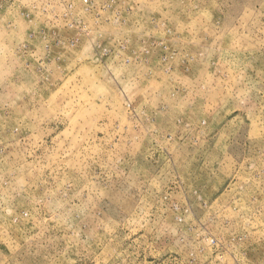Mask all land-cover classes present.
<instances>
[{"label":"rangeland","instance_id":"374dc122","mask_svg":"<svg viewBox=\"0 0 264 264\" xmlns=\"http://www.w3.org/2000/svg\"><path fill=\"white\" fill-rule=\"evenodd\" d=\"M0 264H264V0H0Z\"/></svg>","mask_w":264,"mask_h":264}]
</instances>
